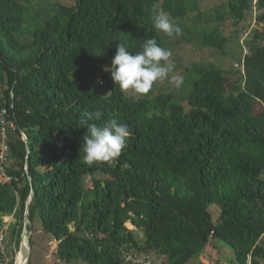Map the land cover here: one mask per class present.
I'll use <instances>...</instances> for the list:
<instances>
[{
	"label": "trees",
	"instance_id": "16d2710c",
	"mask_svg": "<svg viewBox=\"0 0 264 264\" xmlns=\"http://www.w3.org/2000/svg\"><path fill=\"white\" fill-rule=\"evenodd\" d=\"M51 1L0 0V113L14 124L6 164L14 181L0 185V231L3 218L15 220L9 246L17 252L31 196L27 232L38 219L63 264H121L132 250L187 264L215 241L232 249L237 264L248 257L264 264V0H227L208 10L200 0L41 6ZM156 12L179 24L183 43L229 57L230 67L194 63L175 92L156 82L147 94L128 95L111 83L105 69L119 43L135 54L156 39L170 51L169 37L153 27ZM241 63L242 71L233 68ZM97 111L102 116L89 124L116 119L131 136L113 162L89 165L82 120ZM211 207L219 210L215 222Z\"/></svg>",
	"mask_w": 264,
	"mask_h": 264
},
{
	"label": "clouds",
	"instance_id": "9594fccd",
	"mask_svg": "<svg viewBox=\"0 0 264 264\" xmlns=\"http://www.w3.org/2000/svg\"><path fill=\"white\" fill-rule=\"evenodd\" d=\"M153 27L168 37L179 36L182 28L167 13L156 12L152 17ZM142 50L133 54L125 44L119 43L111 61L112 79L121 90H132L137 94H147L154 84L170 77L176 88L184 83L182 75H171L175 70L172 53L160 46L156 39H147ZM82 123L87 133L83 137L81 152L89 164L113 162L127 147L131 131L126 123L109 119L101 125L89 124L93 118L99 119L102 113H86Z\"/></svg>",
	"mask_w": 264,
	"mask_h": 264
},
{
	"label": "rangeland",
	"instance_id": "374dc122",
	"mask_svg": "<svg viewBox=\"0 0 264 264\" xmlns=\"http://www.w3.org/2000/svg\"><path fill=\"white\" fill-rule=\"evenodd\" d=\"M227 0H200V8L202 10H208L220 6ZM56 2L65 3V0H53L51 2L42 3L41 6L46 7L49 10L54 9ZM256 27L255 22L252 24ZM225 35H233V28L229 25L223 27ZM30 36H24L22 42H30ZM168 42L171 45L170 52L172 53V59L175 63V70L171 75H182L184 76L186 69H189L190 65L194 63H204V62H216L221 61L223 68L227 69L230 67L232 60L226 57L224 60H219L220 57L211 50L201 48L198 43L191 41V43H183L178 36L169 37ZM238 49H236L237 53ZM235 69V66H233ZM185 77V76H184ZM111 83H115L112 76L109 77ZM96 90L102 92L103 96L109 95V90L99 79L94 82ZM158 88L164 92H175L176 86L170 82V77L162 81H158ZM128 95H134L135 92L132 90L125 91ZM179 92V91H178ZM183 97V96H178ZM83 185H86L84 182ZM210 212L212 219L215 222L219 216V210L216 207H211ZM127 228L132 230V226L127 225ZM135 238L137 242L141 245L143 242V233L139 230L135 232ZM31 244L29 246V263L28 264H57L56 257V246L57 243L51 234L44 233L41 230L40 223L38 219H34L32 223V234ZM154 264H162L163 259H155L152 257ZM202 259L199 261L198 259ZM204 261V263H203ZM187 264H237L233 255V251L230 247L224 245L219 241H215L207 247L199 256L192 258Z\"/></svg>",
	"mask_w": 264,
	"mask_h": 264
},
{
	"label": "built area",
	"instance_id": "2783aa9c",
	"mask_svg": "<svg viewBox=\"0 0 264 264\" xmlns=\"http://www.w3.org/2000/svg\"><path fill=\"white\" fill-rule=\"evenodd\" d=\"M254 22H249L248 25L250 28H254ZM249 30H244L242 36L240 38V44H242L247 38ZM248 55V51L244 49L243 57ZM235 69L243 70V64H235ZM14 130V124L12 121L9 120L7 112L2 110L0 113V185H9L14 181L12 176H9L6 172V164L8 161V154H9V133L10 131ZM20 139L23 143H26V137L23 133L20 134ZM15 181H17L15 179ZM26 210L24 213V221H23V228L20 236V242L27 237V250H28V240L30 234L27 232V219H26ZM8 226L4 224L3 229L0 231V264H9L10 262V254L13 253L14 246H9V234H8ZM20 245V244H19ZM29 251V250H28ZM16 252V251H15ZM19 256H20V249L18 248L16 252V262L15 264H19ZM28 258L24 262L26 264ZM57 264H63L58 262ZM121 264H154L153 260L146 255L140 254L135 250L130 251L127 254H124L122 257ZM247 264H250V257L247 258Z\"/></svg>",
	"mask_w": 264,
	"mask_h": 264
},
{
	"label": "bare ground",
	"instance_id": "6f19581e",
	"mask_svg": "<svg viewBox=\"0 0 264 264\" xmlns=\"http://www.w3.org/2000/svg\"><path fill=\"white\" fill-rule=\"evenodd\" d=\"M19 249H20L19 264H24L28 254L27 237H24V239L20 242Z\"/></svg>",
	"mask_w": 264,
	"mask_h": 264
},
{
	"label": "crops",
	"instance_id": "0c3cea01",
	"mask_svg": "<svg viewBox=\"0 0 264 264\" xmlns=\"http://www.w3.org/2000/svg\"><path fill=\"white\" fill-rule=\"evenodd\" d=\"M14 219H13V217L11 216V217H5V218H3V223L4 224H7V226L9 227V225H11L12 223H14ZM32 234V233H31ZM28 250H29V246H28ZM29 255V254H28ZM199 261H201L202 259H198ZM57 263H58V261H57ZM203 263H204V261H203Z\"/></svg>",
	"mask_w": 264,
	"mask_h": 264
},
{
	"label": "water",
	"instance_id": "95a60500",
	"mask_svg": "<svg viewBox=\"0 0 264 264\" xmlns=\"http://www.w3.org/2000/svg\"><path fill=\"white\" fill-rule=\"evenodd\" d=\"M30 200H31V196H30L29 201H28L27 206H26V214H27V210H28V206H29ZM28 254H29V251H28ZM28 254H27V258H28ZM27 258H26V259H27ZM25 261H26V260H25ZM18 262H19V261H18Z\"/></svg>",
	"mask_w": 264,
	"mask_h": 264
}]
</instances>
